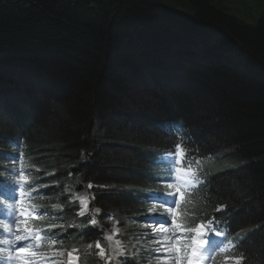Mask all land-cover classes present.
<instances>
[{"label":"trees","instance_id":"obj_1","mask_svg":"<svg viewBox=\"0 0 264 264\" xmlns=\"http://www.w3.org/2000/svg\"><path fill=\"white\" fill-rule=\"evenodd\" d=\"M221 78L240 103L212 89ZM262 78L264 0H0V159L21 144L52 202L56 186L92 184L93 204L124 223L145 215L163 154L183 142L199 182L180 214L207 215L232 243L250 233L235 247L264 264ZM66 236L100 264L95 233Z\"/></svg>","mask_w":264,"mask_h":264},{"label":"snow or ice","instance_id":"obj_2","mask_svg":"<svg viewBox=\"0 0 264 264\" xmlns=\"http://www.w3.org/2000/svg\"><path fill=\"white\" fill-rule=\"evenodd\" d=\"M188 147H189V145H185V144H183V142H177L175 144L174 151L169 152L168 156L163 157V159H165V160L170 159L172 161L170 172H174V173L179 174L175 177V180L179 181V183L177 184V189H176L175 193H173V192L167 193L168 196L173 197L172 206H167V205H163V204H162V206L167 207V211L172 214L171 224L173 226H175L178 229H181L182 231L197 232V234L201 237V239L198 241L199 246L194 248V250L191 253V256L193 258H198V254L203 255V253L200 252V249L206 247L208 244V240L204 239L203 237H205L206 235H214L215 237L222 238L224 234L219 230H212V231L208 232L205 230L204 224H201L197 228H194V229H186L184 227V225L180 222L179 211L174 210L175 205H176V200L179 199L180 201H183L185 199L184 189L187 188L193 182V177L191 176V174H189L191 164L189 163V164L185 165L184 167L180 166V165H183L185 160L187 159L186 152H187ZM13 159L14 160L22 159V156L14 157ZM195 163L199 164L200 161L196 160ZM10 174L15 175V173H11V172H10ZM18 178L22 182V184L14 185V187L16 188V190L18 191L19 196H20V198L16 201V203H18L20 205V207L18 209L19 217L24 218V224H23L22 231L25 234L21 235L20 234L21 229H19V228L17 229V234L15 235V241L21 242V243L15 244L12 247H10V249L8 250L9 251L8 260L11 261L13 259L12 253L14 252L15 256L20 258V264H33L32 258L39 255L40 253L33 250L32 241L36 240L38 243L34 247L39 248L40 247L39 242L51 240V237H52V235H54V233H48L46 235L40 234L39 230L36 229L35 227H31V228L29 227L28 219L29 218L32 220L39 219V217H40V215H42V213L36 214L34 211V205L31 204L30 202H26L23 199V195H24L25 191H31L36 186L35 185H29L28 188L24 187L25 184H28V173H26L24 171H21L18 174ZM168 179L171 181V180H173V177L171 175H169ZM172 186H173V184L171 182L167 184V187L169 189H171ZM88 187L92 188V184H89ZM81 206L86 207L83 200H81ZM217 210L219 211L220 209L218 208ZM97 211H99V209H97ZM149 211H155V208H152ZM8 215L12 217L11 223H14V224L19 223V221L17 220V216H16V210L9 208ZM80 215H83V212H81ZM213 219H215V218H213ZM149 222L157 224L161 228L167 227V220H158L155 217H150ZM90 223L92 225H95L97 223V221L95 219H92L90 221ZM209 223H212V221H209ZM107 239L111 240L112 237L108 236ZM3 243L9 244V240H4ZM117 244H119V241H117ZM193 244L194 245L197 244V241L194 240ZM91 246L92 245L89 244L90 248H91ZM96 248L100 249L99 255L103 256L104 255V249L101 247L100 241L96 242ZM227 250H228L227 246L224 244H221L220 248L217 249L216 251L226 252ZM3 251H5V249L0 247V252H3ZM73 251H75V249H73ZM176 251L177 252L181 251V249L179 247V241H177ZM61 255H62V253H61ZM68 256H69V264H72L73 253L69 252ZM76 259L79 260V257H76ZM243 260H244L243 254L224 257L225 264H229V261H231L232 264H241V262ZM125 264H126V262H125ZM189 264H194V260H189Z\"/></svg>","mask_w":264,"mask_h":264},{"label":"rangeland","instance_id":"obj_3","mask_svg":"<svg viewBox=\"0 0 264 264\" xmlns=\"http://www.w3.org/2000/svg\"><path fill=\"white\" fill-rule=\"evenodd\" d=\"M248 68L253 69L252 65H250V64H248ZM256 70H257V72L260 73L259 67L256 66L255 71ZM49 81H51V79H49ZM261 82H259V83L264 84V78H262ZM66 84L67 85H64V87L60 91L61 94H58V93H56V87H58V86L55 85L52 81L49 82V85L51 86V88L53 86H55L53 89V94L60 96V97H66L67 95L68 96L71 95L70 94V85H68L69 84L68 82ZM231 84H232V82H230L229 80L221 78L220 80H218L217 82L214 83V85L212 86V89L215 91L221 92L227 99L231 100L233 103H237V102L240 103L239 101L241 99V96H238L240 93L237 91V89H235V88L232 89V87L230 86ZM227 88H229L231 91L227 92ZM109 94H110V97L112 96L113 99H116L114 97L115 94L111 90H109ZM215 110L217 111V109H215ZM171 163H172V161H171ZM176 176L177 175L174 176L173 182H174L175 187L177 188V184L179 183V181L175 180ZM61 193L64 194L65 196H68L73 201H80V203H81V200H83V201L85 200V196H86L84 188L80 187V186L79 187L68 186L65 189H63L61 191ZM168 202H169V206H172L173 197L171 200H168ZM86 211H87V207L81 206L80 213L83 212V214H84V213H86ZM170 215H172V214L169 213V215L164 218V220H167V227L166 228H161L159 225L154 224V223H150L149 221H147V223L142 228L143 232L141 233V235L143 238H150L149 243H154V245H153L154 247H151V248L153 249V251L155 253H159V255L165 261L166 264H179L178 263L179 253L176 251L175 244L180 239V233L178 232V228H176L175 226H173L171 224ZM104 230L105 229H103L102 231H104ZM116 231L117 230H113L111 233H109L107 235V237L108 236L112 237V239L109 240L110 253L114 259H118V257L120 259H122L124 257L123 247H122L121 241L115 237ZM161 235L165 236V242H166L165 244H160V241L157 240L159 238V236H161ZM117 241H119V244H117ZM130 243L132 245V242H130ZM132 247H134V246H132ZM191 247H192V245H191ZM191 253H192V249H190L187 264H189V260L192 259ZM120 259L116 260L115 263L118 262L119 264H122L120 262Z\"/></svg>","mask_w":264,"mask_h":264}]
</instances>
